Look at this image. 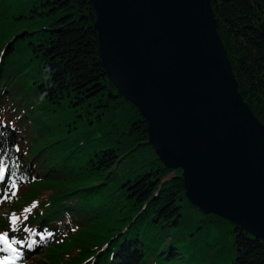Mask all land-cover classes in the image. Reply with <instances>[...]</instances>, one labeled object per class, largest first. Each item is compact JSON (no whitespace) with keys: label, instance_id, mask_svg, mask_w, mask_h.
I'll list each match as a JSON object with an SVG mask.
<instances>
[{"label":"trees","instance_id":"16d2710c","mask_svg":"<svg viewBox=\"0 0 264 264\" xmlns=\"http://www.w3.org/2000/svg\"><path fill=\"white\" fill-rule=\"evenodd\" d=\"M210 4L264 124V0ZM93 19L89 0H0V233L35 264H264V239L198 208L155 153Z\"/></svg>","mask_w":264,"mask_h":264},{"label":"water","instance_id":"95a60500","mask_svg":"<svg viewBox=\"0 0 264 264\" xmlns=\"http://www.w3.org/2000/svg\"><path fill=\"white\" fill-rule=\"evenodd\" d=\"M98 55L204 212L264 239V124L237 88L210 0H90Z\"/></svg>","mask_w":264,"mask_h":264},{"label":"rangeland","instance_id":"374dc122","mask_svg":"<svg viewBox=\"0 0 264 264\" xmlns=\"http://www.w3.org/2000/svg\"><path fill=\"white\" fill-rule=\"evenodd\" d=\"M216 229L213 228L212 229V234L216 233ZM232 231H227V235L231 234ZM0 246L4 249V252H6V254H8L9 251H11L13 249L12 245L8 242H5L4 239L0 240ZM18 257V255H15V257ZM4 258H8V256H4ZM20 258V255H19ZM28 261V264H35L34 260H35V256H32L31 254L27 257H24V255L20 258V262L24 263L25 261ZM3 261V260H0ZM11 262V261H10Z\"/></svg>","mask_w":264,"mask_h":264},{"label":"snow or ice","instance_id":"6c2138e0","mask_svg":"<svg viewBox=\"0 0 264 264\" xmlns=\"http://www.w3.org/2000/svg\"><path fill=\"white\" fill-rule=\"evenodd\" d=\"M0 239H5V242H7V234H5L3 237H0ZM0 264H8V258H5L3 261H0Z\"/></svg>","mask_w":264,"mask_h":264},{"label":"clouds","instance_id":"9594fccd","mask_svg":"<svg viewBox=\"0 0 264 264\" xmlns=\"http://www.w3.org/2000/svg\"><path fill=\"white\" fill-rule=\"evenodd\" d=\"M44 99V95H41L40 100L42 101Z\"/></svg>","mask_w":264,"mask_h":264},{"label":"bare ground","instance_id":"6f19581e","mask_svg":"<svg viewBox=\"0 0 264 264\" xmlns=\"http://www.w3.org/2000/svg\"><path fill=\"white\" fill-rule=\"evenodd\" d=\"M90 1V0H89ZM91 3V2H90ZM93 15H94V11H93Z\"/></svg>","mask_w":264,"mask_h":264}]
</instances>
